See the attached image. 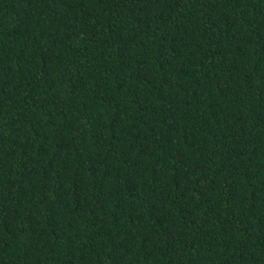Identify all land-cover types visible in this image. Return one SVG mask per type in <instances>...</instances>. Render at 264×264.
Segmentation results:
<instances>
[{
  "label": "trees",
  "instance_id": "obj_1",
  "mask_svg": "<svg viewBox=\"0 0 264 264\" xmlns=\"http://www.w3.org/2000/svg\"><path fill=\"white\" fill-rule=\"evenodd\" d=\"M0 264H264V0H0Z\"/></svg>",
  "mask_w": 264,
  "mask_h": 264
}]
</instances>
